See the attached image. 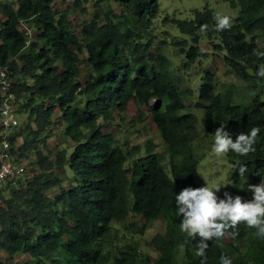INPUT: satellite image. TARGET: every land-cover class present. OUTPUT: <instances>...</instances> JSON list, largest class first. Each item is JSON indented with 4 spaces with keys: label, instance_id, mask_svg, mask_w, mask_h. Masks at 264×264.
Segmentation results:
<instances>
[{
    "label": "trees",
    "instance_id": "trees-1",
    "mask_svg": "<svg viewBox=\"0 0 264 264\" xmlns=\"http://www.w3.org/2000/svg\"><path fill=\"white\" fill-rule=\"evenodd\" d=\"M87 2L98 12L92 14ZM56 3L0 0V71L9 70L15 104L27 116L9 138L10 153L20 162L35 156L37 164L33 176L15 177L0 188V251L27 253L37 264L60 263L64 251L70 256L65 264H200L202 258L195 255L200 237L192 239L180 230L182 215L175 203L183 188L203 185L196 179L204 158L195 150L198 123L208 132L225 125L233 139L253 127L261 129L254 153L242 157L229 152L231 185L217 193L251 199L247 185L264 178V171L257 174L264 169L262 93L246 104L233 103L236 85L217 92L215 69L205 70L197 87L189 85L191 75L172 69L162 48L154 47L150 29L159 0H74L63 9ZM230 3L240 7L231 28L217 31L213 11L196 10L195 19L174 20L192 39L188 50L187 39L176 44L186 51L184 65L189 67L208 58L199 46L206 34L228 70L256 88L255 73L264 66V58L255 54L264 51V0ZM72 10L88 16L79 32ZM83 62L90 68L82 79ZM259 79L264 90V78ZM131 101L141 115L144 108L150 112L162 151L153 140H147L144 150L117 141L112 121L123 119L119 115ZM192 108L201 109L202 117ZM55 127L69 144L53 154L44 147L47 132ZM236 161L247 165L246 178L239 175ZM130 216L144 219L140 233L155 220L166 222L165 231L149 241L158 253L155 259L136 243L125 244L116 256L105 250ZM237 228L235 237L227 229L219 240L207 241L206 264H220L221 255L233 264H264V239L244 222Z\"/></svg>",
    "mask_w": 264,
    "mask_h": 264
},
{
    "label": "rangeland",
    "instance_id": "rangeland-1",
    "mask_svg": "<svg viewBox=\"0 0 264 264\" xmlns=\"http://www.w3.org/2000/svg\"><path fill=\"white\" fill-rule=\"evenodd\" d=\"M56 2V6L59 9H63L68 6L72 7L74 0H56ZM110 4L116 11L121 10L115 2ZM87 6H89L91 12L93 11L92 14L98 12V9L91 6V2H87ZM205 8H210L215 17L217 14L229 15L232 18L231 24L235 23L233 18L237 17L240 11V7H233L230 0H159V10L153 21V26L150 29L155 49L159 46L162 48L164 54L171 61L172 69L177 70L181 68L182 70L180 71L191 75L192 80L195 82L191 81L188 82V84L192 87L198 86L205 70L215 69L217 72V79L215 81L217 92L226 91L230 88V86L236 85L233 92V103L246 104L250 101L251 96L257 92L262 93V98L264 99V90L261 86L260 79H257L258 87L249 88L246 82L236 78V76L224 65L221 56L215 53L216 51L213 50L212 44L208 43L206 34L199 42V46L202 51L206 52L205 55L208 58L203 57L200 62L197 61L196 64L185 67L184 64L187 59L186 51H181V47L176 44V42L187 39L189 42L184 48L188 50L192 44V39L188 34L181 32L174 20L195 19V11L204 10ZM71 13L74 26L79 32V24L84 19L88 18V16L77 10H72ZM3 17L4 15H0V20ZM27 31L30 36L33 35L31 29H28ZM89 68L88 63L83 62L81 74L82 79L89 74ZM156 103V100H152L151 104L156 105ZM144 110L146 113L141 115L137 105L131 101L127 105V110L119 115L123 119L118 120L117 116L116 120L112 121V128L115 132L117 141L120 144H140L144 150L147 140H153L154 143L159 145L158 151H162L163 141L160 133L150 117V112H148L145 108ZM192 111H194L199 118L202 117L203 111L201 109L192 108ZM18 114L19 120L22 124L27 119V116L21 114L19 110ZM198 129L200 131V137L195 142V150L200 154H204V158L198 167L197 181L203 185L207 184L210 187H217L219 189L221 187L230 186V175L233 168L229 161V153L217 156L212 151L215 132H208L202 125L201 121L198 123ZM47 134L49 135L47 146L46 148L42 146L45 151H50L51 153L56 154L58 150L68 146V140L65 135L62 134L60 128L55 127L54 130L52 129V131L47 132ZM199 143L201 146H198ZM35 160V156L21 159V162L26 164V173L23 176L24 178L31 177L36 173L37 164H35ZM144 223V219L130 216L126 222L120 225L117 240L112 244L106 245L105 250L110 252L112 256H116L118 254V250L122 249L125 244L136 243L139 245V250L148 254L151 260L155 259L158 253L149 244V241L155 234L165 231L166 222L164 220H155L148 225L145 233H140L139 230L142 226H144ZM180 250L184 253V247H181ZM58 251L64 250L60 248ZM55 255L61 256V253L57 252ZM182 256L183 255L181 254L179 259H181ZM69 258L70 256L64 251L60 263L56 264H65ZM0 261L2 264H37L36 259L27 253H18L15 256H10L4 250L0 251ZM46 262L47 264H52L49 260H46ZM42 264H44V262Z\"/></svg>",
    "mask_w": 264,
    "mask_h": 264
},
{
    "label": "clouds",
    "instance_id": "clouds-1",
    "mask_svg": "<svg viewBox=\"0 0 264 264\" xmlns=\"http://www.w3.org/2000/svg\"><path fill=\"white\" fill-rule=\"evenodd\" d=\"M231 20L229 15L217 14L215 29L223 31L231 28ZM207 30V25L201 27V31ZM255 54L264 58V51L255 50ZM255 74L259 78H264V66H259ZM260 131V128L253 127L246 133L237 134L233 139L225 125H220L215 130L212 151L217 156L231 151L247 157L256 151L255 144ZM236 164L239 175L246 178L247 165L241 164L240 161H236ZM262 171L264 169L259 170L257 174L260 175ZM247 190L252 193L251 199H245L241 195L233 196L228 192L220 197L217 194L219 188L207 184L185 187L175 195L177 215H182L180 230L192 239L200 237L195 250V255L202 258L200 264H206V250L209 247L207 241L213 237L219 240L227 229H233L232 236H237L239 234L237 226L241 222L246 223L249 228H255L254 235L264 239V178L258 184H248ZM220 264H233V261L230 257L221 255Z\"/></svg>",
    "mask_w": 264,
    "mask_h": 264
},
{
    "label": "built area",
    "instance_id": "built-area-1",
    "mask_svg": "<svg viewBox=\"0 0 264 264\" xmlns=\"http://www.w3.org/2000/svg\"><path fill=\"white\" fill-rule=\"evenodd\" d=\"M7 68L0 71V188L26 173V165L18 163L10 153V136L20 125L15 93Z\"/></svg>",
    "mask_w": 264,
    "mask_h": 264
}]
</instances>
